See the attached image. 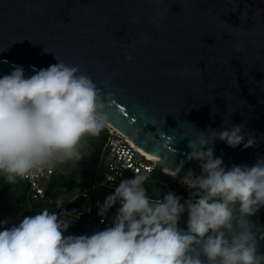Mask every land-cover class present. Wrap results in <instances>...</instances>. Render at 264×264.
Instances as JSON below:
<instances>
[{"label": "water", "instance_id": "obj_1", "mask_svg": "<svg viewBox=\"0 0 264 264\" xmlns=\"http://www.w3.org/2000/svg\"><path fill=\"white\" fill-rule=\"evenodd\" d=\"M58 62L90 75L107 122L172 173L199 177L190 139L232 125L257 142L210 144L226 170L264 159V0H0V75ZM262 209L247 217L259 254ZM81 216L104 230L94 213Z\"/></svg>", "mask_w": 264, "mask_h": 264}, {"label": "clouds", "instance_id": "obj_2", "mask_svg": "<svg viewBox=\"0 0 264 264\" xmlns=\"http://www.w3.org/2000/svg\"><path fill=\"white\" fill-rule=\"evenodd\" d=\"M106 108L91 76L78 66L58 62L28 78L17 66L0 77V176L11 184L80 160L84 139L98 136L107 123ZM216 140L233 149L257 142L250 134L246 140L243 125L199 131L188 147L202 174L183 177L193 190L183 203L170 191L151 199L144 187L147 175L137 172L100 205L103 217L119 203L112 226L66 236L71 214L44 209L0 229V264H262L264 254L257 251L247 217L264 206V159L226 170L208 147ZM185 214L187 231L179 228Z\"/></svg>", "mask_w": 264, "mask_h": 264}, {"label": "built area", "instance_id": "obj_3", "mask_svg": "<svg viewBox=\"0 0 264 264\" xmlns=\"http://www.w3.org/2000/svg\"><path fill=\"white\" fill-rule=\"evenodd\" d=\"M107 139L99 155L98 166L95 176L86 188H81L71 197L70 201L82 198L87 201L88 209L77 215L93 213V208L100 209L108 196L107 193H114L115 188L124 179H131L139 172L146 174L149 180L157 170H162L163 162L160 159L150 157L137 148L129 139L113 125L105 126ZM57 173L56 166L44 169L34 176L20 178L26 187L25 193L20 202L21 220L25 216H31L44 209L50 212L59 209L53 207L54 202L48 199L47 187L54 175ZM53 207V208H52ZM119 208V203L114 205L103 217H96L97 223L106 229L113 224V219ZM96 216V215H95Z\"/></svg>", "mask_w": 264, "mask_h": 264}, {"label": "rangeland", "instance_id": "obj_4", "mask_svg": "<svg viewBox=\"0 0 264 264\" xmlns=\"http://www.w3.org/2000/svg\"><path fill=\"white\" fill-rule=\"evenodd\" d=\"M2 76L3 75H0V77ZM105 126H108L107 123L105 124ZM76 162H77L76 160H69L63 163L56 164L55 166L57 168L58 174H63L64 176L72 177L74 181L78 182L80 184L79 189L86 188L89 182L95 176L98 163L95 168L84 170L78 168L76 166ZM184 176H186V174L183 173L182 171H179L177 174L174 175L164 172H158L157 174L153 175L152 178H150L145 182L144 187L146 190H149L160 187L179 186V188L172 191V193L180 197L181 203H183L185 200L189 198L190 193L193 191L185 183H183ZM21 191H22V186L19 181L16 180V182L10 184L6 181L4 177L0 178V224L2 225V228L17 225L21 221V214L17 209ZM76 192H78V190L70 194L65 202H71L70 198L74 196ZM58 201L63 202V200H57V201L53 200L54 208L57 206ZM71 204L78 206L77 209L78 213L76 214V216H71L69 218L72 221L78 220L77 215L80 212H84L86 207L88 209L87 201L86 202L74 201ZM186 220H187L186 214L182 215L179 221V225L180 224L187 225Z\"/></svg>", "mask_w": 264, "mask_h": 264}, {"label": "trees", "instance_id": "obj_5", "mask_svg": "<svg viewBox=\"0 0 264 264\" xmlns=\"http://www.w3.org/2000/svg\"><path fill=\"white\" fill-rule=\"evenodd\" d=\"M107 135L108 133H107L106 128H103L98 136H89L84 139L81 149H80L81 154H82L81 159L76 160L77 161L76 166L78 168L85 170V169H93L96 167L98 163L99 155L106 142ZM158 172H163V171L157 170L154 173V175L157 174ZM2 177L3 176H0V178ZM17 181H19L22 186V191H21L20 199H19L18 206H17L18 211H20V202L25 193L26 187H25L24 182L20 178L17 179ZM79 188H80V184L74 181L72 177L64 176L63 174H58L57 172L47 187V196L49 200H52V201L53 200L54 201L63 200L62 208L56 209L54 211L57 213H60L61 211L68 212L71 214L68 218H70L71 216H76V214L78 213L77 212L78 206L71 204L74 201H71V202H65V201L68 199V196L70 194H72L76 190H79ZM178 188L179 186L160 187V188L149 189L146 191H147L148 196L151 199H155L158 197L162 199L166 193H168L169 191L172 192ZM111 194L112 193H107V195H111ZM75 201H83V202L85 201L86 202V200L82 198H79ZM86 210H87V207L85 208L84 211ZM99 210L100 209L98 208H93V213L96 215L97 218L100 216ZM261 221L264 224V206H263L262 213H261ZM179 228H187V225L180 224ZM0 229H2L1 224H0ZM92 233L94 232L90 229L84 228L82 226L81 219H78V220H74L70 224L69 228L64 234L66 236L67 235H77L78 236V235H85V234L90 235Z\"/></svg>", "mask_w": 264, "mask_h": 264}, {"label": "bare ground", "instance_id": "obj_6", "mask_svg": "<svg viewBox=\"0 0 264 264\" xmlns=\"http://www.w3.org/2000/svg\"><path fill=\"white\" fill-rule=\"evenodd\" d=\"M107 125L110 126L111 124L107 122ZM131 141H132V140H131ZM132 142H133V141H132ZM133 144H134L137 148H139L141 151H143L145 154H147L148 156H150V157H154V156L151 155V153H149V152L146 151L145 149H143V148H141L140 146H138L135 142H133ZM154 158H157V157H154ZM157 159H160V158H157ZM160 160H161V159H160ZM163 167H164V166H163ZM165 171H166L168 174H172V175L175 174V173H172V172H170V171H168V170H166V169H165Z\"/></svg>", "mask_w": 264, "mask_h": 264}]
</instances>
